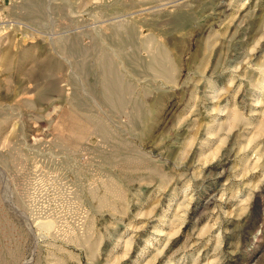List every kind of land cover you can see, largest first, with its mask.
Returning a JSON list of instances; mask_svg holds the SVG:
<instances>
[{
  "label": "rangeland",
  "instance_id": "1",
  "mask_svg": "<svg viewBox=\"0 0 264 264\" xmlns=\"http://www.w3.org/2000/svg\"><path fill=\"white\" fill-rule=\"evenodd\" d=\"M0 264H264V0H0Z\"/></svg>",
  "mask_w": 264,
  "mask_h": 264
}]
</instances>
